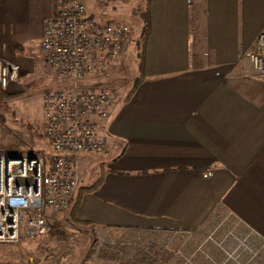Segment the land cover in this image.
I'll use <instances>...</instances> for the list:
<instances>
[{"label": "crops", "instance_id": "crops-1", "mask_svg": "<svg viewBox=\"0 0 264 264\" xmlns=\"http://www.w3.org/2000/svg\"><path fill=\"white\" fill-rule=\"evenodd\" d=\"M146 5L142 75L99 124L110 150L79 157L80 177L94 182L74 217L114 237L172 236L228 218L264 256V74L245 56L264 25V0ZM52 11L53 0H0V40L16 61L38 24L41 41Z\"/></svg>", "mask_w": 264, "mask_h": 264}, {"label": "built area", "instance_id": "built-area-1", "mask_svg": "<svg viewBox=\"0 0 264 264\" xmlns=\"http://www.w3.org/2000/svg\"><path fill=\"white\" fill-rule=\"evenodd\" d=\"M130 32L127 24L94 22L86 0H53L40 42L60 81L43 91L49 154H12L0 147V242L37 239L55 230L80 184V155L110 150L98 127L109 117L117 91L86 82L117 61ZM245 56L253 72L264 74V25ZM20 72V64L0 40L1 93H15ZM143 250L152 257L149 247Z\"/></svg>", "mask_w": 264, "mask_h": 264}, {"label": "rangeland", "instance_id": "rangeland-1", "mask_svg": "<svg viewBox=\"0 0 264 264\" xmlns=\"http://www.w3.org/2000/svg\"><path fill=\"white\" fill-rule=\"evenodd\" d=\"M86 2L94 22L127 24L132 30L115 65L103 74L88 76L86 82L87 86L115 89L119 96L124 95L141 70L143 41L138 36L147 21V0ZM38 27L39 24L22 39L25 47L17 51L21 72L15 93L0 92V147L11 153L40 150L48 156L49 144L43 133V91L58 86L60 81L41 51ZM15 40L19 41L16 36ZM88 177L86 173L81 175L79 187L94 182ZM77 193L78 189L70 207ZM70 211L69 208L62 213L55 224L57 229L43 237L0 242V264H99L101 257L115 256V261L132 259L136 254L140 257L146 252L143 247H149L152 257L148 255L154 264H264V256H256V248L250 244L254 236L244 226L229 224L228 218L208 229L172 236L160 232L149 235L137 230L114 237L107 230L76 223ZM150 239L156 241L157 253L152 245L155 242H148ZM204 255L210 257H199ZM214 255L218 257H211Z\"/></svg>", "mask_w": 264, "mask_h": 264}, {"label": "trees", "instance_id": "trees-1", "mask_svg": "<svg viewBox=\"0 0 264 264\" xmlns=\"http://www.w3.org/2000/svg\"><path fill=\"white\" fill-rule=\"evenodd\" d=\"M147 10V9H146ZM147 18H148V11H147ZM146 18V19H147ZM146 26V25H145ZM147 29H148V26H146V28H144V31L142 32V39L144 40L146 35H147ZM141 75H142V72H143V67H144V58L142 57V62H141ZM138 80H140L138 77L136 78L135 82H138ZM91 190V187L90 186H80L78 188V193H77V196L74 200V204L70 207V212H71V217L73 218V220L76 222V223H82L84 225H87V226H91V225H88V223L86 222H83V221H79L77 220L75 217H74V213H75V210L76 208L78 207L79 205V202H80V199H81V196H82V193L86 192V191H89ZM93 227V226H92ZM113 257H101V263L99 264H154V261L151 260L149 257V255L147 253H142L140 257H137V254H136V257L132 258V259H120L119 261H115ZM105 260V262H104ZM118 262V263H116ZM83 264V262L81 263Z\"/></svg>", "mask_w": 264, "mask_h": 264}, {"label": "water", "instance_id": "water-1", "mask_svg": "<svg viewBox=\"0 0 264 264\" xmlns=\"http://www.w3.org/2000/svg\"><path fill=\"white\" fill-rule=\"evenodd\" d=\"M12 154H16V153H12Z\"/></svg>", "mask_w": 264, "mask_h": 264}]
</instances>
